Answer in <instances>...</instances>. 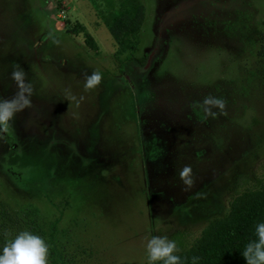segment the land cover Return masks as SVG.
I'll return each instance as SVG.
<instances>
[{"label": "rangeland", "instance_id": "obj_1", "mask_svg": "<svg viewBox=\"0 0 264 264\" xmlns=\"http://www.w3.org/2000/svg\"><path fill=\"white\" fill-rule=\"evenodd\" d=\"M140 2L119 53L108 20L129 0H0V99L17 65L33 86L0 139V201L55 221L68 264H147L148 239L191 242L264 175V0ZM209 94L227 104L205 120Z\"/></svg>", "mask_w": 264, "mask_h": 264}, {"label": "trees", "instance_id": "obj_2", "mask_svg": "<svg viewBox=\"0 0 264 264\" xmlns=\"http://www.w3.org/2000/svg\"><path fill=\"white\" fill-rule=\"evenodd\" d=\"M129 6L115 11L108 20V29L118 44L119 53L135 50L139 44L144 6L140 0H129ZM84 41L89 48L97 50L88 33L84 34ZM234 187L223 215L209 219L200 235L191 242L176 243L178 251L175 254L180 257L181 264H192L193 257L199 258L196 264H246L242 252L250 241L256 239V225L264 222V175L258 176L253 184L246 179ZM22 231L45 241L47 264H68L60 241L65 231L55 221L46 219L33 205L13 209L0 201V254L6 242ZM5 232L10 235L5 237Z\"/></svg>", "mask_w": 264, "mask_h": 264}, {"label": "clouds", "instance_id": "obj_3", "mask_svg": "<svg viewBox=\"0 0 264 264\" xmlns=\"http://www.w3.org/2000/svg\"><path fill=\"white\" fill-rule=\"evenodd\" d=\"M54 43L58 41L53 40ZM102 74L93 71L85 76L84 90L96 89L102 82ZM11 80L16 85V93L10 99H0V139L12 127L11 122L17 113L32 107L31 96L33 86L26 81V72L17 65L11 73ZM83 99V97H81ZM227 101L211 94L196 102L193 107L200 109L206 120L209 117L216 118L224 114ZM214 109L216 111H214ZM179 178L186 189L191 188L194 181L192 169L185 166L179 172ZM256 239L250 241L244 248L242 255L246 264H264V222L256 225ZM10 233L5 232V237ZM146 251L148 264H181V259L175 253L178 251L176 242L166 236H153L147 240ZM48 247L45 241L28 231L20 232L14 239L8 240L0 254V264H47ZM198 257L192 258V264H196Z\"/></svg>", "mask_w": 264, "mask_h": 264}]
</instances>
